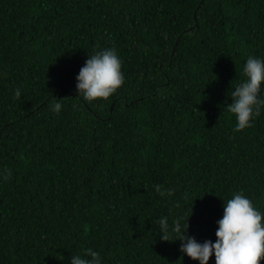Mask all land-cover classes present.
<instances>
[{"label":"trees","instance_id":"obj_1","mask_svg":"<svg viewBox=\"0 0 264 264\" xmlns=\"http://www.w3.org/2000/svg\"><path fill=\"white\" fill-rule=\"evenodd\" d=\"M113 47L124 84L88 103L76 77ZM249 56L264 0H0V264H200L161 217L215 243L235 193L264 214V106L241 131L228 111Z\"/></svg>","mask_w":264,"mask_h":264},{"label":"clouds","instance_id":"obj_2","mask_svg":"<svg viewBox=\"0 0 264 264\" xmlns=\"http://www.w3.org/2000/svg\"><path fill=\"white\" fill-rule=\"evenodd\" d=\"M121 68L122 62L115 47L89 55L76 77L79 95L88 103L108 100L124 84ZM243 73L246 79L232 91V102L228 105V111L236 117L235 131L251 127L253 117L259 115L261 106H264V99H260L261 86L264 84V60L249 56ZM19 95L17 90L16 96ZM61 107L60 103H56L52 110L59 114ZM10 176L11 172H8L4 178ZM155 189L161 196L173 194L171 189L163 190L160 185H156ZM217 223L219 227L215 233V243L211 240L199 243L194 237L185 235L189 227L188 217L179 238H172L171 233H181L180 219L173 220L170 231L168 218L161 217L160 238L167 242L180 239L181 252L200 264H208L213 254L215 264H261L264 261V214L243 192L235 193L224 203L223 217ZM71 264H101V257L99 252L89 248L85 250L84 256H72Z\"/></svg>","mask_w":264,"mask_h":264}]
</instances>
